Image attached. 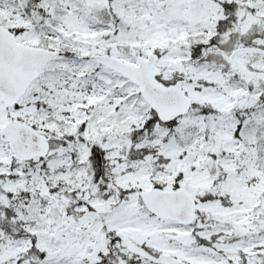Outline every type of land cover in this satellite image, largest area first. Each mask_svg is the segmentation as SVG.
I'll return each mask as SVG.
<instances>
[{"label": "snow or ice", "instance_id": "obj_1", "mask_svg": "<svg viewBox=\"0 0 264 264\" xmlns=\"http://www.w3.org/2000/svg\"><path fill=\"white\" fill-rule=\"evenodd\" d=\"M0 264H264V0H0Z\"/></svg>", "mask_w": 264, "mask_h": 264}]
</instances>
